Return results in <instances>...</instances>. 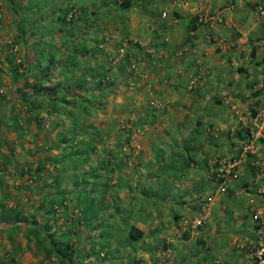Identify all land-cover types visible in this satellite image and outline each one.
<instances>
[{
	"label": "crops",
	"instance_id": "crops-1",
	"mask_svg": "<svg viewBox=\"0 0 264 264\" xmlns=\"http://www.w3.org/2000/svg\"><path fill=\"white\" fill-rule=\"evenodd\" d=\"M36 3L43 7L33 9ZM27 5L13 15L18 28L10 36L28 39L17 45L19 60H28L27 70L41 69L42 62L45 72L37 78L44 85L65 87L68 70L84 61L86 48L99 53L106 33L114 37L107 48L132 53L143 72L134 79L137 95L123 89L102 97L104 87L92 90L94 81H83L61 100H45L39 115L51 124L48 131L34 119L39 116L17 115L26 135L18 139L15 132L20 159L14 171L35 168L44 177L20 188L30 205H5L3 194L0 212L47 219L15 222L19 232L0 223V264H252L250 251L264 225V145L246 136L241 121L264 109V0ZM61 6L77 15L59 21ZM27 21L43 29L30 30ZM85 22L93 23L90 34ZM34 55L39 59L31 63ZM89 65L102 74L103 59ZM24 76L27 86L36 79ZM194 76L199 82L190 89ZM14 79L20 86L22 77ZM155 97L173 106L154 110ZM20 145L26 150L18 153ZM236 157L240 175L229 176L224 163ZM1 161L3 176L9 165ZM201 194H212L213 202L195 229Z\"/></svg>",
	"mask_w": 264,
	"mask_h": 264
},
{
	"label": "rangeland",
	"instance_id": "rangeland-1",
	"mask_svg": "<svg viewBox=\"0 0 264 264\" xmlns=\"http://www.w3.org/2000/svg\"><path fill=\"white\" fill-rule=\"evenodd\" d=\"M27 2L28 0L22 1L19 7L16 9L15 6H13V0H0V158L6 159L9 165L5 168L6 173L3 176H0V203L4 199L3 203L5 205L12 204L13 206H23V203H25V205L29 203L30 205L31 200L26 199L25 195H20L18 192L20 191V188H22L23 192L30 189L29 186H33L38 179L42 180V178L44 177V174L42 173L43 171L35 172V168L32 171H28L29 169H27L26 173H23L22 171H19L17 173L16 171H14L15 162L20 159L19 152L21 150H26V148H23V146L20 145V150L18 151L19 154H16V150L18 149V141H16L14 138L15 132L16 135L20 136V138L18 139H21L26 135V133L23 132L25 129L23 126L24 124L18 121L17 115L20 113H25V115L29 114L30 117H34L35 115H37L39 117H36L34 119L37 120L39 126H41L44 130L50 129L51 124L44 119L43 115H39V113H41L42 109L44 108L43 105L45 100H48L50 97L54 96H56L55 99L59 97L61 100L62 95H65V93H68V91H73V86L83 81L84 83L82 85L85 86L94 81L92 90L95 89V86L97 87L96 84H99L100 87H106L107 89L103 93L102 97L105 96L104 94L121 92L123 89H126V93L135 92V95H137L138 92L135 88L134 79H137V73L143 72L142 70L137 68V65L133 64V54H131L130 52L127 54V51H123L122 53H124V55L121 56V54L117 53V51L112 52L113 50L110 49V51L107 48L109 43L113 42L114 37L110 35L111 37L108 38L107 35L109 34L106 33L105 35L100 36L99 50L97 49L99 53H97L96 51L90 52V48H86L87 51L84 53L82 52V59L84 61L82 63H79L77 67L74 64L73 69L68 70L65 87H59L55 91L54 88L57 87L56 85L51 86L48 83H45L44 85L43 82L39 81V79L37 78L38 73L40 74L45 72V68L42 62L40 63V65L42 66L41 69H38L37 66H33L31 69L27 70L26 63L28 62V60L26 59L24 62L23 60H19V52H21V48L19 51V49H17V45H20V47H22L28 39H25L24 41L23 38L18 41L16 38L10 36V32L18 28L17 23L12 21V17L15 13H21L19 11L20 9H28L26 8L28 6ZM37 5V3L36 5H32V7H34L33 9L37 8L39 10L43 7ZM57 13V18L59 19V21L61 19H69L70 10L67 6L65 9L62 6L59 7L57 9ZM24 15L28 16L26 12L24 13ZM76 15L77 14L75 10L74 17ZM68 22L69 23L65 24L67 26L69 25V28H73L74 23L72 21ZM24 24L26 27H30V30L43 29L42 25H40L38 22L27 21L24 22ZM57 24L61 26L64 25L62 22H59ZM59 25H56V27L59 28ZM92 26V22H85V32H88V34H90L92 31ZM128 38L129 37H127V39ZM90 53H92V55H90ZM93 53H95V55H93ZM39 57H41V55ZM98 58H101L104 61L102 74H100L101 76L99 75V72L92 70L89 65L92 60H96ZM33 59L38 60L39 58L38 56L35 57L34 55L32 58H30L31 63L33 62ZM124 62L128 64H122ZM36 65L38 64L36 63ZM20 66H22V71L20 70ZM88 73H90L91 76L88 77ZM24 75H27L29 78L36 76V79H29L32 84L27 86L24 85V81H27V78ZM120 75L123 76V80L121 81ZM19 76L22 77L20 86L17 85V80L14 79V77L17 78ZM57 77H55L54 81L52 80L54 84L55 81L60 80V78L57 79ZM46 80H49V76H47ZM85 92L87 97L93 95L91 91ZM30 95H33L32 99H29V101H25V97H28ZM17 99L23 100L24 102H18ZM169 105L173 106V102L171 100L169 101ZM89 107L90 109H95L90 105ZM9 137L12 138L10 139ZM34 150L35 148H33V151H31L30 147V150L27 152L28 154L30 153L29 155H31V158L36 154ZM15 157H17V159H15ZM1 159L0 165H3ZM74 182L75 181L73 179L70 180V183ZM37 185L38 184H35V186ZM23 187H25V189H23ZM3 194H5V197L1 199ZM46 219L47 218L45 217L38 218L37 215H31L29 218H22L17 215L16 212H9L6 214L0 212V223L7 221L12 223L11 227L6 228L7 232H19V229L17 228L18 225L15 226V222L19 224L20 221L21 223H25L34 220L42 221ZM4 231L5 229L2 230V232ZM2 232L0 230V236H3L1 234Z\"/></svg>",
	"mask_w": 264,
	"mask_h": 264
},
{
	"label": "built area",
	"instance_id": "built-area-1",
	"mask_svg": "<svg viewBox=\"0 0 264 264\" xmlns=\"http://www.w3.org/2000/svg\"><path fill=\"white\" fill-rule=\"evenodd\" d=\"M260 13L264 15V8L260 9ZM111 36H108V38ZM199 79L197 76H194L191 79L190 89H194L197 87ZM166 102V103H165ZM162 101L159 99H154L151 101L153 108H162L165 104H169V101ZM242 125L246 128L247 135L251 138V140H257L261 137H264V109L257 111L256 115L250 114L248 119H243L241 121ZM240 159H234L225 166L227 169L224 170L229 176L238 177L239 176V166ZM213 202V195H201L199 197L200 203V214L198 218L195 220V227L201 226L204 221H206L210 214L211 204ZM260 242L254 246L250 254L252 255V263L253 264H264V225H261L258 228Z\"/></svg>",
	"mask_w": 264,
	"mask_h": 264
},
{
	"label": "clouds",
	"instance_id": "clouds-1",
	"mask_svg": "<svg viewBox=\"0 0 264 264\" xmlns=\"http://www.w3.org/2000/svg\"><path fill=\"white\" fill-rule=\"evenodd\" d=\"M74 11H75V9H70V13H69V20H72V18H74ZM129 39V38H128ZM151 52V51H150ZM152 54H153V52H151ZM127 54H128V52H127ZM132 54V53H131ZM132 61H133V57H132ZM135 65H138V64H135ZM154 99H159V100H162V101H167L166 99H160V98H152L151 99V101L152 100H154ZM151 101H150V103H151ZM166 103V102H165ZM169 104H165V106L164 107H162V108H153V106H152V104H151V107L154 109V110H158V109H165L167 106H168ZM242 124V123H241ZM243 126V125H242ZM244 127V126H243ZM245 128V127H244ZM246 129V128H245ZM246 136H248L247 134H246ZM249 137V136H248ZM261 138H264V137H261ZM260 139V138H259ZM234 159H239L238 157H236V158H233V159H231V160H229V161H227V162H225L224 163V165L225 166H227L228 165V163L230 162V161H232V160H234ZM239 172H240V170H239ZM239 175H240V173H239ZM201 195H203V194H201ZM200 195V196H201ZM204 195H212V194H204ZM199 196V197H200ZM199 197H198V202H199ZM199 210H200V203H199V207H198V215H197V217H196V219L198 218V216H199V214H200V212H199ZM210 215V214H209ZM195 219V220H196ZM195 222V221H194ZM205 222V221H204ZM193 226L195 227V224L193 223ZM200 228V226L199 227H195V229H199ZM253 264V263H252Z\"/></svg>",
	"mask_w": 264,
	"mask_h": 264
},
{
	"label": "trees",
	"instance_id": "trees-1",
	"mask_svg": "<svg viewBox=\"0 0 264 264\" xmlns=\"http://www.w3.org/2000/svg\"><path fill=\"white\" fill-rule=\"evenodd\" d=\"M113 3L118 4V5H120L123 8H129L131 6L132 0H113ZM192 23H194V20H192ZM192 27H193L192 29H194L195 25L193 24ZM108 36H110V34L107 35V37ZM58 88L59 87L57 86V87L54 88V90L56 91ZM104 88L107 89L106 87H104ZM104 92H105V90L102 91L101 93L103 94ZM261 141H262V144L264 145V138H262Z\"/></svg>",
	"mask_w": 264,
	"mask_h": 264
}]
</instances>
